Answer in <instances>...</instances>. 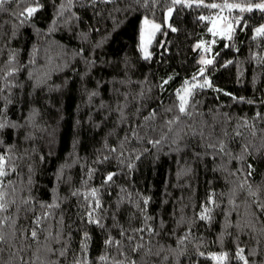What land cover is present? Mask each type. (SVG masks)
Returning <instances> with one entry per match:
<instances>
[{
	"label": "trees",
	"instance_id": "obj_1",
	"mask_svg": "<svg viewBox=\"0 0 264 264\" xmlns=\"http://www.w3.org/2000/svg\"><path fill=\"white\" fill-rule=\"evenodd\" d=\"M222 2L0 7V264H264V0L204 64Z\"/></svg>",
	"mask_w": 264,
	"mask_h": 264
},
{
	"label": "rangeland",
	"instance_id": "obj_2",
	"mask_svg": "<svg viewBox=\"0 0 264 264\" xmlns=\"http://www.w3.org/2000/svg\"><path fill=\"white\" fill-rule=\"evenodd\" d=\"M247 0H223V2L219 5L220 8H218V11L213 15L212 17V23L210 25V33L211 38L207 40H201L197 45L199 49L201 50V54L203 56L202 63H206L211 59V54L213 51V45L215 44V41L221 37H225L230 35L234 24L236 23V20L234 18H237V15L240 13L241 8L246 7ZM225 4L233 5L231 8L224 7ZM238 6V7H237ZM33 7V6H31ZM172 7H169L166 11V22L170 20L171 14H172ZM147 19L148 23L145 24L144 21ZM235 21V23H234ZM160 25L161 24L156 21L154 18L150 17H144L142 21L141 26V33H140V47L143 55L149 54L150 45L153 41L154 34L157 32L152 28V25ZM264 28V25H262L259 29ZM143 31V44L141 39V34ZM201 56V57H202ZM201 83V82H200ZM194 87L193 80L187 82L180 90L179 92V100L180 102H184L185 105V99L188 98V95L191 92V89ZM183 97V101L181 99Z\"/></svg>",
	"mask_w": 264,
	"mask_h": 264
},
{
	"label": "snow or ice",
	"instance_id": "obj_3",
	"mask_svg": "<svg viewBox=\"0 0 264 264\" xmlns=\"http://www.w3.org/2000/svg\"><path fill=\"white\" fill-rule=\"evenodd\" d=\"M6 2H7V0H0V7H2L3 4H5ZM176 2H179V0H176ZM209 7L216 8V7H219V6L216 5V4H212V5H209ZM224 7L231 8V7H233V5L225 4ZM256 7L260 8V9H264V4H257ZM36 10H37L36 8L29 7L28 9H26V12H27L28 16L30 17ZM240 10L244 11L245 9L241 8ZM21 14L23 15V13H21ZM144 23L145 24L148 23L147 19H145ZM152 28L154 30L158 31L159 28H160V25L153 24ZM173 31H175V29H173ZM209 31H211V29H209ZM257 31L261 32V31H264V29H258ZM141 39H142V44H143V31H142V34H141ZM146 58H147V56H146ZM208 63H210V61H208ZM201 72H203V69L201 70ZM194 79H195V77H194ZM205 83L207 84V81ZM201 87H203V85H201ZM181 99L183 101V97H181ZM180 111L182 113L185 111L184 102H182L181 105H180ZM5 126L6 125H4V124H0V128H3ZM5 175H7V173L4 171V158L2 156H0V177H3ZM108 179L111 180L112 176L109 175ZM92 194L95 195V191ZM2 199H3V197L0 196V200H2ZM145 202H147V201H145ZM5 209H6V205L4 203H0V211H4ZM201 218L202 219H207L208 217L207 216H202ZM32 236L34 238L36 237V232L35 231L32 232ZM0 239H3V237H0ZM108 243H112V241H108ZM240 252H243V249H241ZM239 258L241 260H245V258L242 255H240ZM101 259H104V257H101ZM77 264H79L78 261H77ZM245 264H248L247 260H245Z\"/></svg>",
	"mask_w": 264,
	"mask_h": 264
},
{
	"label": "bare ground",
	"instance_id": "obj_4",
	"mask_svg": "<svg viewBox=\"0 0 264 264\" xmlns=\"http://www.w3.org/2000/svg\"><path fill=\"white\" fill-rule=\"evenodd\" d=\"M201 56H202V54L200 55V61L202 62V58H203V56H202V57H201Z\"/></svg>",
	"mask_w": 264,
	"mask_h": 264
}]
</instances>
